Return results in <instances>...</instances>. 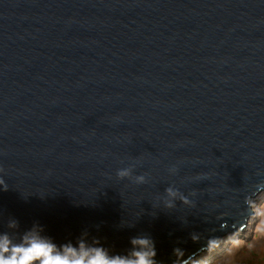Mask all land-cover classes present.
<instances>
[{
  "label": "water",
  "instance_id": "95a60500",
  "mask_svg": "<svg viewBox=\"0 0 264 264\" xmlns=\"http://www.w3.org/2000/svg\"><path fill=\"white\" fill-rule=\"evenodd\" d=\"M130 166L148 183L116 178ZM0 168V216L58 243L88 230L123 251L148 233L158 259L177 242L197 257L192 232L246 229L244 198L264 191V0H0ZM169 185L197 209L153 217Z\"/></svg>",
  "mask_w": 264,
  "mask_h": 264
},
{
  "label": "clouds",
  "instance_id": "9594fccd",
  "mask_svg": "<svg viewBox=\"0 0 264 264\" xmlns=\"http://www.w3.org/2000/svg\"><path fill=\"white\" fill-rule=\"evenodd\" d=\"M134 166L119 169L116 178L120 181L130 180L136 185L148 183L146 175H133ZM179 168L172 166L168 169L169 175H177ZM203 176L187 178L189 181L204 179ZM264 188V183L251 186ZM0 190L7 191L8 186L3 179V169L0 168ZM46 193L41 195V198ZM31 193L23 192L25 199ZM197 192L187 194L175 185L165 188L163 195H157L152 207L153 217L158 211L177 213L182 207L185 210H196ZM255 193L246 195L244 205L250 213L249 224L254 225L255 230L264 232V201L257 202L253 198ZM141 216V215H140ZM139 216V217H140ZM188 214L177 215V220L184 226L188 225ZM139 217L137 219H139ZM243 213L225 212L217 216V221L230 218L234 221L233 227L240 222ZM206 222V221H205ZM121 228H134L135 223L122 221ZM99 226H97V229ZM227 225L221 223L218 229H212L205 236L202 233L192 232L190 239L193 243H203L208 255L206 257H193L185 248L173 247L170 256L166 259H158L156 242L148 233H139L129 239L128 247L123 251H116L106 246L99 238L92 236L88 230H84L74 240L68 239L57 242L47 234L46 228L39 221H34L30 227L21 229V225L14 217L4 219L0 216V264H238L237 248L241 243L239 233L234 231L227 239H222L214 233L226 231ZM223 248V253L216 259H212L214 253Z\"/></svg>",
  "mask_w": 264,
  "mask_h": 264
},
{
  "label": "rangeland",
  "instance_id": "374dc122",
  "mask_svg": "<svg viewBox=\"0 0 264 264\" xmlns=\"http://www.w3.org/2000/svg\"><path fill=\"white\" fill-rule=\"evenodd\" d=\"M259 201H264V196H262ZM248 227L249 222L247 228ZM239 239L241 240V243L237 248V254L239 257L238 264H264V232L255 230L253 227L250 231H248V234L240 237ZM223 251L224 249L221 251L218 250L213 254L212 259L218 258L223 253ZM207 255L208 254L200 256L206 257Z\"/></svg>",
  "mask_w": 264,
  "mask_h": 264
},
{
  "label": "bare ground",
  "instance_id": "6f19581e",
  "mask_svg": "<svg viewBox=\"0 0 264 264\" xmlns=\"http://www.w3.org/2000/svg\"><path fill=\"white\" fill-rule=\"evenodd\" d=\"M262 196H264V191L261 192V193H260L258 196H256L254 199H256L257 202H258L259 199H260ZM253 227H254V225L249 224V227H248L246 230H245V229H244V230H241V231L238 230L239 238L245 236L246 234H248V231H250ZM231 235H232V233H231V232H228L225 236H223V239L227 240ZM222 249H223V248H221V249H219V250L221 251ZM205 254H208L207 251L201 253L200 255L203 256V255H205ZM200 255H199V256H200ZM199 256H197L196 258H199ZM201 256H200V257H201Z\"/></svg>",
  "mask_w": 264,
  "mask_h": 264
}]
</instances>
